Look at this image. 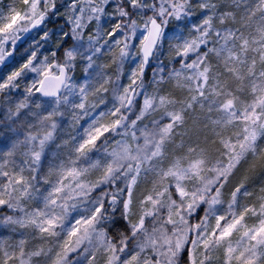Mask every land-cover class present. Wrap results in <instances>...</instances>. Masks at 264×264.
I'll return each mask as SVG.
<instances>
[{
	"label": "snow or ice",
	"instance_id": "obj_1",
	"mask_svg": "<svg viewBox=\"0 0 264 264\" xmlns=\"http://www.w3.org/2000/svg\"><path fill=\"white\" fill-rule=\"evenodd\" d=\"M0 264H264V0H0Z\"/></svg>",
	"mask_w": 264,
	"mask_h": 264
}]
</instances>
